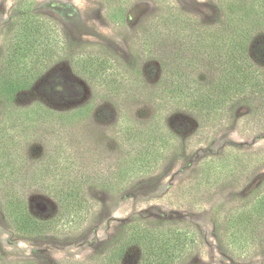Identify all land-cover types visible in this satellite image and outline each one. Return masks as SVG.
<instances>
[{
	"label": "rangeland",
	"instance_id": "rangeland-1",
	"mask_svg": "<svg viewBox=\"0 0 264 264\" xmlns=\"http://www.w3.org/2000/svg\"><path fill=\"white\" fill-rule=\"evenodd\" d=\"M169 7L204 26L224 18L264 23V0H0V78L13 68L24 86L9 101L0 97V128L8 129L0 137V264H109L123 241L129 245L120 264H139L134 229L164 222L185 226L197 242L182 264H264V231L253 242L230 233L228 219L250 195L264 193V121L237 103L228 118L202 130L185 111L163 113L139 93L112 91L129 79L134 88L162 83L167 55L148 53L139 38L146 22ZM263 28L250 48L261 67ZM96 54L105 75L88 83L73 69H90ZM199 69L195 81L207 84L211 74L203 64ZM59 86L69 92L56 94ZM35 103L58 115L87 105L91 111L65 126L56 118L23 119L19 111ZM158 125L167 133L142 136ZM138 151L150 164L135 175ZM68 165V177L77 180H61ZM100 180L118 189L110 192ZM70 188L84 192L89 210L55 224L61 216L54 195ZM8 195L31 221L52 228L21 229Z\"/></svg>",
	"mask_w": 264,
	"mask_h": 264
},
{
	"label": "trees",
	"instance_id": "trees-1",
	"mask_svg": "<svg viewBox=\"0 0 264 264\" xmlns=\"http://www.w3.org/2000/svg\"><path fill=\"white\" fill-rule=\"evenodd\" d=\"M263 27L264 23L244 21L234 25L228 18H224L219 25L204 26L194 18L178 11L176 7H169L166 13H159L146 22L139 38V43L147 48L148 53H160V57L167 55V62L162 63V83L150 88L145 82H141L140 88H134L135 83L129 79L125 83L113 86L112 91L117 95L139 93L156 102L158 110L163 113L185 111L196 118L202 130L228 118L230 108L237 103L246 105L258 123L262 122L264 121V67L252 60L250 48L255 33ZM90 61L92 66L90 69L79 70L75 67L73 72L88 83H93L105 75L106 69L98 54ZM199 64L205 65L211 74L207 84H199L195 81V73L201 71ZM15 72L12 68L0 78V97L3 96L6 101L10 100L11 92L24 88L22 78ZM135 81L138 82V80ZM47 87L49 93L54 94L53 89ZM59 87L63 90L61 91ZM59 87L56 89V94L64 93L65 95L69 92L65 86ZM90 108L91 105H87L71 113L60 114V116L45 108L41 103H35L30 108L19 112L22 118L38 122L56 118L65 126V122H68L66 120H77L79 116L89 113ZM7 114L10 112L6 111L4 115ZM164 130L166 131V128L158 125V129L145 128L141 134L144 137L155 136L158 131ZM7 131L6 127L5 130L0 128V137L5 132L8 137ZM8 140L9 145L15 144L12 142L13 138ZM62 147H65V144H62ZM136 157L139 158L136 163L139 167L134 165L130 170L135 175L143 172L141 170L147 169L150 164L149 158H143L141 151L137 152ZM70 170H73V166L63 167L61 180L70 182L77 180L68 177ZM4 173L0 169V180L5 179ZM100 181L110 192L118 189V185L112 180ZM14 187L13 185L11 190L15 189ZM54 197L60 207L61 216L55 224L60 221L73 222L75 218L89 210L90 202L88 198L86 200V195L82 190L74 192L71 188L65 189ZM6 198H9L7 208L10 214H15L16 218L24 221L20 226L21 229L35 233L34 231L38 228L40 230L52 228L53 223L39 227L29 219L20 201L9 195ZM249 199L250 203L239 212L232 213L228 219L230 218V223L234 227L230 233H246L255 242L264 231V193L252 194ZM134 230L132 241L140 252L139 264L185 263L197 244L190 231L180 224L172 225L168 222L158 226L147 224L138 226L137 231ZM128 245L124 241L115 245L111 250L109 264H120Z\"/></svg>",
	"mask_w": 264,
	"mask_h": 264
}]
</instances>
